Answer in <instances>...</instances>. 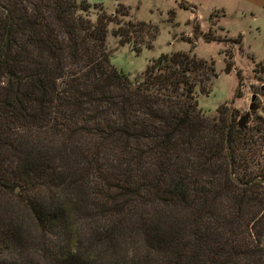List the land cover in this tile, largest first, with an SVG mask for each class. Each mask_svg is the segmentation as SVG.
<instances>
[{"label": "trees", "instance_id": "trees-1", "mask_svg": "<svg viewBox=\"0 0 264 264\" xmlns=\"http://www.w3.org/2000/svg\"><path fill=\"white\" fill-rule=\"evenodd\" d=\"M118 16L0 0V264H264V119L204 113L193 54L119 71Z\"/></svg>", "mask_w": 264, "mask_h": 264}, {"label": "rangeland", "instance_id": "rangeland-1", "mask_svg": "<svg viewBox=\"0 0 264 264\" xmlns=\"http://www.w3.org/2000/svg\"><path fill=\"white\" fill-rule=\"evenodd\" d=\"M85 1L100 4L107 14L121 7L129 17L115 20L135 25L130 29V43L125 45L112 34L115 24L109 25L107 46L119 71L134 77L161 54H193L214 64L215 76L207 82L208 93L197 94L204 113L212 115L226 105L238 110V120L249 114L248 126L255 124L257 117L264 119V9L245 0H184L195 7V13L185 9L182 0ZM155 31L154 39L150 38ZM228 63L232 68L226 72Z\"/></svg>", "mask_w": 264, "mask_h": 264}, {"label": "crops", "instance_id": "crops-1", "mask_svg": "<svg viewBox=\"0 0 264 264\" xmlns=\"http://www.w3.org/2000/svg\"><path fill=\"white\" fill-rule=\"evenodd\" d=\"M245 1L257 8L264 9V0H245Z\"/></svg>", "mask_w": 264, "mask_h": 264}, {"label": "water", "instance_id": "water-1", "mask_svg": "<svg viewBox=\"0 0 264 264\" xmlns=\"http://www.w3.org/2000/svg\"><path fill=\"white\" fill-rule=\"evenodd\" d=\"M251 109H252V107H251ZM248 116H249V114L244 115L243 121H245L248 118ZM18 191H19V188H16V191L15 192H18Z\"/></svg>", "mask_w": 264, "mask_h": 264}]
</instances>
